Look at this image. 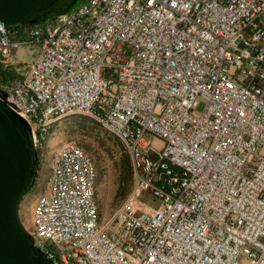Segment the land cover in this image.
Wrapping results in <instances>:
<instances>
[{
  "label": "built area",
  "instance_id": "1",
  "mask_svg": "<svg viewBox=\"0 0 264 264\" xmlns=\"http://www.w3.org/2000/svg\"><path fill=\"white\" fill-rule=\"evenodd\" d=\"M4 100L39 161L72 116L130 159L132 189L102 221L91 153L53 151L25 225L50 264H264V0H82L0 23Z\"/></svg>",
  "mask_w": 264,
  "mask_h": 264
},
{
  "label": "water",
  "instance_id": "2",
  "mask_svg": "<svg viewBox=\"0 0 264 264\" xmlns=\"http://www.w3.org/2000/svg\"><path fill=\"white\" fill-rule=\"evenodd\" d=\"M78 0H0V23L37 24L67 14ZM31 128L0 101V264H50L39 254L20 218L24 197L38 179Z\"/></svg>",
  "mask_w": 264,
  "mask_h": 264
},
{
  "label": "rangeland",
  "instance_id": "3",
  "mask_svg": "<svg viewBox=\"0 0 264 264\" xmlns=\"http://www.w3.org/2000/svg\"><path fill=\"white\" fill-rule=\"evenodd\" d=\"M81 1L78 0L75 7ZM36 52V47L21 48L16 53V61L29 63L34 59ZM71 142L82 146L93 156L97 170V198L102 221L108 220L113 215L131 191L133 176L128 177L123 171L124 160L129 157L120 141L89 117L65 118L48 136L43 157L39 161L37 184L21 203L20 218L23 225L25 224L28 228L32 225V209L35 201L47 189L53 151Z\"/></svg>",
  "mask_w": 264,
  "mask_h": 264
},
{
  "label": "trees",
  "instance_id": "4",
  "mask_svg": "<svg viewBox=\"0 0 264 264\" xmlns=\"http://www.w3.org/2000/svg\"><path fill=\"white\" fill-rule=\"evenodd\" d=\"M6 77V76H5ZM125 162H124V169H123V171H124V174L126 175V176H128V177H131L132 176V167H131V163H130V160L129 159H125L124 160ZM123 182H124V180H123ZM36 184H37V182H36ZM35 184V185H36ZM126 193V192H125Z\"/></svg>",
  "mask_w": 264,
  "mask_h": 264
},
{
  "label": "crops",
  "instance_id": "5",
  "mask_svg": "<svg viewBox=\"0 0 264 264\" xmlns=\"http://www.w3.org/2000/svg\"><path fill=\"white\" fill-rule=\"evenodd\" d=\"M24 226H25V224H24Z\"/></svg>",
  "mask_w": 264,
  "mask_h": 264
}]
</instances>
